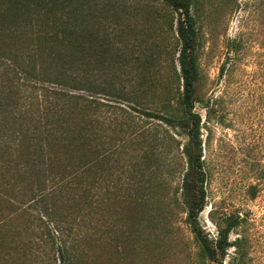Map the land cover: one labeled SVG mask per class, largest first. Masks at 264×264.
I'll list each match as a JSON object with an SVG mask.
<instances>
[{
	"label": "rangeland",
	"instance_id": "rangeland-1",
	"mask_svg": "<svg viewBox=\"0 0 264 264\" xmlns=\"http://www.w3.org/2000/svg\"><path fill=\"white\" fill-rule=\"evenodd\" d=\"M19 1L0 0L10 22L5 29H15L23 36L51 30L50 21L59 14L55 6L46 1L40 10L34 0ZM123 2L127 9L118 8L115 16L105 19L112 42L103 59L106 71L87 75L90 79L116 80V135H121L117 130L125 119L162 133L165 125L139 108L159 107L165 89L177 85V12L159 0ZM189 2L196 27L199 93L215 108L207 119L205 109L196 101L202 116L201 152L206 171L204 207L198 220L208 237L214 238L224 219L238 216L240 223L230 231L228 240L240 238L242 264H264V0ZM15 20L19 23H11ZM134 94L143 100L141 105L129 100ZM170 132L180 145L169 160L173 173L162 172L164 181L140 187L130 154L116 152V195L149 192L148 208L133 211L116 200L115 213L112 208L92 205L74 215L68 233H60L42 206H29L26 212L40 219H34L27 231L19 228L18 236L12 232L15 236L9 241L3 263L58 264L52 246L55 248L62 237L68 241L82 238V245L90 248V264H201L178 188L185 167L179 150L185 137L172 129ZM250 185L256 188L254 196L250 195ZM114 236L116 251L109 240ZM234 255L235 247L230 245L222 264H235Z\"/></svg>",
	"mask_w": 264,
	"mask_h": 264
},
{
	"label": "trees",
	"instance_id": "trees-1",
	"mask_svg": "<svg viewBox=\"0 0 264 264\" xmlns=\"http://www.w3.org/2000/svg\"><path fill=\"white\" fill-rule=\"evenodd\" d=\"M46 1L59 10L50 21L51 30L25 36L4 28L10 22L0 5V264L18 229L27 231L34 219H40L26 212L29 206H42L60 233H68L74 215L92 205L115 213L116 200L133 211L148 208L149 192L116 195V152L130 154L139 186L164 181L162 172L173 173L169 160L180 145L170 129L185 137L179 150L185 167L178 188L201 264H222L230 245L235 247V264H242L240 238L228 240L240 218L224 219L214 238L208 237L198 220L204 207L206 171L202 116L195 102L205 109L207 119L215 108L199 93L196 27L189 0H159L177 12V85L165 89L159 107L139 109L165 128L158 133L125 119L117 130L120 136L116 135V80L90 79L87 74L106 71L103 59L112 42L105 19L115 16L118 8L127 9L125 2L83 0L84 6L80 0H34L35 7L41 10ZM26 39L45 43L22 44ZM130 99L136 105L143 102L138 94ZM249 190L254 196L255 186ZM109 240L116 251V236ZM82 242V238L60 237L52 246L53 259L58 264H90V248Z\"/></svg>",
	"mask_w": 264,
	"mask_h": 264
},
{
	"label": "water",
	"instance_id": "water-1",
	"mask_svg": "<svg viewBox=\"0 0 264 264\" xmlns=\"http://www.w3.org/2000/svg\"><path fill=\"white\" fill-rule=\"evenodd\" d=\"M195 104H199L198 102H195Z\"/></svg>",
	"mask_w": 264,
	"mask_h": 264
}]
</instances>
